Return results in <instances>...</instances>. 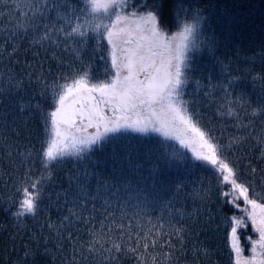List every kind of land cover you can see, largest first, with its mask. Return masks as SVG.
I'll return each instance as SVG.
<instances>
[{"label": "trees", "instance_id": "obj_1", "mask_svg": "<svg viewBox=\"0 0 264 264\" xmlns=\"http://www.w3.org/2000/svg\"><path fill=\"white\" fill-rule=\"evenodd\" d=\"M70 2L85 7L83 0ZM36 3L44 7L42 0H0V264H233L226 216L244 214L225 204L221 191L228 189L214 169L175 142L124 133L93 146L83 160L70 156L45 167L41 153L48 138L45 114L54 110L52 88L85 71L93 83L107 81L113 70L106 39L91 31L66 38L55 29L63 25L67 32L71 25L54 11L41 16ZM129 5L125 12L157 11L168 34L200 15L199 47L190 53L183 99L221 146L238 182L264 203V0ZM44 25L52 40L42 39L49 30ZM11 33L15 37L4 43ZM84 172L89 176L81 195L75 177ZM37 180L43 188L37 212L18 221L17 190L34 191ZM74 199L85 222L73 220L60 233L49 228L60 225ZM241 230L247 251V237L256 233L250 222ZM117 244L122 251H115Z\"/></svg>", "mask_w": 264, "mask_h": 264}, {"label": "snow or ice", "instance_id": "obj_2", "mask_svg": "<svg viewBox=\"0 0 264 264\" xmlns=\"http://www.w3.org/2000/svg\"><path fill=\"white\" fill-rule=\"evenodd\" d=\"M42 3L44 7L40 3L33 4L41 16L45 15V9L54 11L58 19L71 25L67 32L63 25L56 27L57 33L68 38L84 37L91 31L106 39L111 46L109 56L113 70L107 81L92 83L85 71L70 82L66 79L52 88L54 110L45 114L48 138L41 153L45 167L70 156L83 160L93 146L114 141L118 135L128 132H155L165 139L178 141L197 161L214 169L219 184L228 189L221 191L227 198L225 204L244 214L226 216V223L231 225L229 248L233 264H264V203L250 196L249 187L238 182L237 171L224 157L221 146L194 119L183 99L192 70L190 53L199 47L200 15L196 14L192 21H180L178 31L169 35L159 27L157 11L132 9L125 12L124 9L130 7L129 0H83L82 9L74 7L70 0H42ZM142 7L147 9L148 5ZM158 7L162 9L163 3ZM180 11H184L183 7ZM82 19L84 22L79 23ZM20 27L27 31L24 25ZM44 27L49 30L42 39L52 40L51 28ZM15 35H7L4 43ZM15 87L21 85L17 83ZM259 111L264 112V108ZM88 176L89 173L84 172L75 177L81 195H86L83 186ZM41 183L37 180L31 184L34 191L28 187L17 190L21 199L13 215L18 221L26 215L35 216L43 193V188L38 187ZM73 220L85 222L75 207V199L60 225L49 224L48 227L60 233L61 229L71 228ZM249 222L258 238L247 237L251 248L250 255L245 257L239 232L247 229ZM67 236L72 238L71 231ZM113 247L117 252L122 251L118 244ZM45 254L47 250L42 253Z\"/></svg>", "mask_w": 264, "mask_h": 264}, {"label": "rangeland", "instance_id": "obj_3", "mask_svg": "<svg viewBox=\"0 0 264 264\" xmlns=\"http://www.w3.org/2000/svg\"><path fill=\"white\" fill-rule=\"evenodd\" d=\"M175 33V32H174ZM171 34H173V33H171ZM171 34H169V35H171ZM109 50L111 49V46L109 45ZM110 52V51H109ZM111 60V59H110ZM93 83V82H92ZM89 132H91V131H93L92 129H89L88 130ZM128 133H134V132H128ZM134 134H136V135H150V134H156V135H159V136H161L159 133H155V132H148V133H134ZM162 137V136H161ZM162 138H164V137H162ZM165 139V138H164ZM165 140H170V139H165ZM170 141H172V142H175L177 145H180L179 143H178V141H175V140H170ZM183 148V147H182ZM184 149H186L188 152H191L189 149H187V148H184ZM192 153V152H191ZM194 157V156H193ZM240 203H241V205L243 206V201H240ZM235 209V208H234ZM236 210H238V209H236ZM239 212H241L240 210H238ZM238 216V215H237ZM242 231V230H241ZM258 238V235L256 234V238L255 239H257ZM240 242H241V245H242V241H241V239H240ZM250 244V243H249ZM243 247V246H242ZM251 248V247H250ZM250 248L247 250V251H244V253H243V255L245 256V257H247V256H249L250 255ZM244 249V248H243Z\"/></svg>", "mask_w": 264, "mask_h": 264}]
</instances>
